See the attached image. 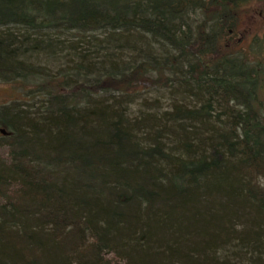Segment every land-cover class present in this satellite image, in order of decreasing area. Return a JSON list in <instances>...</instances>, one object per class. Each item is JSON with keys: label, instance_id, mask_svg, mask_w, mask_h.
<instances>
[{"label": "trees", "instance_id": "16d2710c", "mask_svg": "<svg viewBox=\"0 0 264 264\" xmlns=\"http://www.w3.org/2000/svg\"><path fill=\"white\" fill-rule=\"evenodd\" d=\"M262 1L0 0V264H264Z\"/></svg>", "mask_w": 264, "mask_h": 264}, {"label": "flooded vegetation", "instance_id": "af4514ba", "mask_svg": "<svg viewBox=\"0 0 264 264\" xmlns=\"http://www.w3.org/2000/svg\"><path fill=\"white\" fill-rule=\"evenodd\" d=\"M261 3V2H260ZM264 0L261 4L259 2H252L246 7L239 10L242 15L238 17V25L235 30L228 32L227 46L232 45V51L245 58L250 56L257 50L258 44L264 38ZM262 22V30L259 33L256 29V23ZM253 58V55L251 59ZM255 59V57H254Z\"/></svg>", "mask_w": 264, "mask_h": 264}, {"label": "rangeland", "instance_id": "374dc122", "mask_svg": "<svg viewBox=\"0 0 264 264\" xmlns=\"http://www.w3.org/2000/svg\"><path fill=\"white\" fill-rule=\"evenodd\" d=\"M256 28H257L256 30L260 33L262 30V22L258 21L256 23ZM263 66H264V62H263ZM26 87H27V85H21V84H11L10 85V84L0 83V106L10 105L12 102L16 101L18 99V97L26 96L27 95V92H26L27 88ZM166 95L167 94H165L164 91H151V92H149L148 98H162L161 103L163 104V106H165V104H166L165 107H167L169 102L166 99H164V97ZM138 103H135L134 105H132L131 110L134 109L136 112V110L138 109V107H137ZM2 120L6 121L4 114H2L0 112V122H2ZM5 154H6V150L4 148L0 149V155L4 156Z\"/></svg>", "mask_w": 264, "mask_h": 264}, {"label": "water", "instance_id": "95a60500", "mask_svg": "<svg viewBox=\"0 0 264 264\" xmlns=\"http://www.w3.org/2000/svg\"><path fill=\"white\" fill-rule=\"evenodd\" d=\"M2 133H5L4 131H2Z\"/></svg>", "mask_w": 264, "mask_h": 264}]
</instances>
